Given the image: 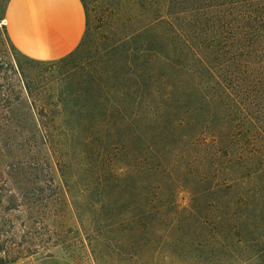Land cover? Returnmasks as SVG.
Masks as SVG:
<instances>
[{
    "label": "trees",
    "instance_id": "1",
    "mask_svg": "<svg viewBox=\"0 0 264 264\" xmlns=\"http://www.w3.org/2000/svg\"><path fill=\"white\" fill-rule=\"evenodd\" d=\"M81 2L73 50L26 57L14 117L54 156L55 245L90 264H264V0H103L96 24Z\"/></svg>",
    "mask_w": 264,
    "mask_h": 264
},
{
    "label": "rangeland",
    "instance_id": "2",
    "mask_svg": "<svg viewBox=\"0 0 264 264\" xmlns=\"http://www.w3.org/2000/svg\"><path fill=\"white\" fill-rule=\"evenodd\" d=\"M102 1L92 0L94 24L98 22ZM7 2L0 0V259L11 262L51 256L73 264H90L81 250L72 259L64 255L55 245L59 227L52 221L54 217L43 215V211L53 212L51 207L42 206L52 199L44 201L39 187L54 176V156L40 146L21 143L23 125L14 121V117H21L28 110L24 74H36L37 69L7 38L3 20ZM179 201L186 202L185 193L180 194ZM66 217L65 222L72 223L71 215ZM32 249L39 251L28 254Z\"/></svg>",
    "mask_w": 264,
    "mask_h": 264
},
{
    "label": "crops",
    "instance_id": "3",
    "mask_svg": "<svg viewBox=\"0 0 264 264\" xmlns=\"http://www.w3.org/2000/svg\"><path fill=\"white\" fill-rule=\"evenodd\" d=\"M7 38L21 54L36 60L59 58L71 52L85 30L81 0H8L4 12ZM5 264H73L45 256Z\"/></svg>",
    "mask_w": 264,
    "mask_h": 264
}]
</instances>
